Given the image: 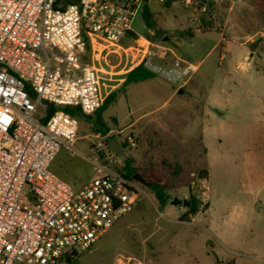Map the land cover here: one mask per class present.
<instances>
[{
    "label": "rangeland",
    "instance_id": "obj_1",
    "mask_svg": "<svg viewBox=\"0 0 264 264\" xmlns=\"http://www.w3.org/2000/svg\"><path fill=\"white\" fill-rule=\"evenodd\" d=\"M139 1L132 5L136 34L125 45L137 47L145 38L168 49L169 62L176 53L198 69L181 94L180 84L159 74L133 85L103 119L115 131L108 144L141 136L143 142L135 137L137 146L125 153L147 184L151 172L162 179L169 202L161 207L139 183L133 210L79 252L76 264H264V36L250 39L264 28V16L247 0H209L205 10L184 0L170 7L167 0ZM144 2L164 35L145 26ZM122 55H110L102 65L115 80L106 85L115 88L120 71L137 64ZM38 112L44 114L42 105ZM77 124L74 151L62 148L50 170L78 189L95 176L99 156L92 146L97 132L84 120ZM176 165L182 171L173 178ZM190 195L199 211L185 220L188 208L171 202Z\"/></svg>",
    "mask_w": 264,
    "mask_h": 264
},
{
    "label": "built area",
    "instance_id": "obj_2",
    "mask_svg": "<svg viewBox=\"0 0 264 264\" xmlns=\"http://www.w3.org/2000/svg\"><path fill=\"white\" fill-rule=\"evenodd\" d=\"M131 1L80 0L56 9L57 0H0V264H66L137 203L140 184L123 176V159L109 150L113 133L93 135L95 176L77 189L50 170L62 148L74 151L77 120L56 111L44 122L38 112L48 102L95 114L112 88L106 81H114L102 57L123 54L180 85L197 71L179 58L169 62V50L145 38L137 47L124 44L135 33L132 5L140 1ZM122 143L137 146L133 135Z\"/></svg>",
    "mask_w": 264,
    "mask_h": 264
},
{
    "label": "trees",
    "instance_id": "obj_3",
    "mask_svg": "<svg viewBox=\"0 0 264 264\" xmlns=\"http://www.w3.org/2000/svg\"><path fill=\"white\" fill-rule=\"evenodd\" d=\"M176 1L178 0H167L166 6L170 7ZM194 1H197L199 6L201 8H204L209 0H194ZM79 2L80 0H57L55 4V8L65 9L68 5L77 4ZM254 3L257 10L264 15V0H254ZM209 5L213 6L212 3H210ZM142 18L145 23V26L149 30L153 31L155 35L157 36L164 35V32L158 28L157 23L154 19V14L150 9V7L148 6L147 2H144L142 6ZM205 32H207V30L202 29V33ZM189 35L192 37L194 36V33L191 32ZM156 76H157L156 73L147 69L143 64L136 66L134 69H132L130 72L126 74L125 81L120 89L121 92L116 91L110 93L105 98L99 110H97V112L91 116H85L78 107H69V106L58 107L48 102H42V106L45 112L43 121L46 122L56 111H62L70 115L71 117L75 118L77 121L84 120L86 123L91 124L97 133H101L105 135L110 132V128L108 124L104 121L103 114L110 105H112L117 101L119 93H126L128 87L151 80ZM121 144L123 145L124 148H126V144L124 143ZM109 150L111 151L110 148ZM121 171L124 177L130 180H134L133 176L138 172V169L135 166V161L132 157H127L126 159H123V167ZM181 171H182V167L180 165H176L173 168L172 177L176 178ZM147 185L150 191L152 192V194L154 195L158 204L161 207H164L169 202V193L167 192V186L163 184L162 179L156 176L154 172H151V179ZM187 201L190 202V206L188 207L187 213L184 216L185 220L189 219L191 216H196L199 211V203L196 197L190 195ZM78 256L79 254L76 253L67 255L66 264H76V259Z\"/></svg>",
    "mask_w": 264,
    "mask_h": 264
},
{
    "label": "crops",
    "instance_id": "obj_4",
    "mask_svg": "<svg viewBox=\"0 0 264 264\" xmlns=\"http://www.w3.org/2000/svg\"><path fill=\"white\" fill-rule=\"evenodd\" d=\"M239 1V0H238ZM250 4H252L255 8H256V6H255V3H254V0H247ZM233 5H234V1L232 2V5L230 6V8L228 9V12H230L231 10H232V8H233ZM257 9V8H256ZM262 14V13H261ZM263 15V14H262ZM264 16V15H263ZM252 21V20H251ZM136 34V33H135ZM255 35H260L261 37L262 36H264V28L263 29H259V31H257L253 36H251L250 37V39H252V37H254ZM128 40H130L129 38L127 39V40H125L124 41V44H128L130 41H128ZM174 56H175V58H179V59H182V60H184V61H186L185 59H183V58H181V57H179L176 53H174L173 54ZM103 62V63H102ZM106 62H107V58H104V57H102L101 58V60H100V65L102 66L103 64H106ZM187 62V61H186ZM136 66H132V67H130L129 69H124L123 71H120V73H121V75H122V73H124V76L121 78V79H116V80H118L119 81V84L114 88L113 86H112V88H111V90L109 91L110 93L113 91V89H121V87H122V84L124 83V81H125V76H126V74L128 73V72H130L132 69H134ZM119 73V72H118ZM126 73V74H125ZM112 78V77H111ZM113 79V78H112ZM114 80V79H113ZM115 81V80H114ZM140 84V83H139ZM137 85V84H136ZM133 86V85H132ZM132 86H130V87H132ZM130 87H128L127 88V90H126V93H119V96H120V98H122V97H126L127 96V94H128V91H129V88ZM184 88H185V86H183V85H178L177 87H176V90H177V93L178 94H180L179 92L180 91H182V93H183V90H184ZM109 93V94H110ZM118 96V97H119ZM172 97H173V95H172ZM172 97H170V98H172ZM136 121H134L132 124H134ZM113 132H115L114 130H112V129H110V133L112 134ZM119 133V132H118ZM155 134L157 135V132H155ZM136 137V136H135ZM136 138H138L139 139V141H140V143L141 142H143V140H142V138H141V136H137ZM93 177H94V175H93ZM92 177V178H93ZM178 178V177H177ZM90 181V180H89ZM88 181V182H89ZM87 182V183H88ZM86 183V184H87ZM86 184H84V185H86ZM175 198H178V197H175ZM179 199V198H178ZM181 200V199H180Z\"/></svg>",
    "mask_w": 264,
    "mask_h": 264
},
{
    "label": "water",
    "instance_id": "obj_5",
    "mask_svg": "<svg viewBox=\"0 0 264 264\" xmlns=\"http://www.w3.org/2000/svg\"><path fill=\"white\" fill-rule=\"evenodd\" d=\"M180 94L182 93V91L179 92ZM110 149L118 156L122 157L123 159L127 158V155L125 153V148L123 147L122 144L118 143L116 140H113L110 142L109 144ZM133 179L135 181H137L138 183L142 184V185H147V182L145 181V179L139 174L136 173L133 176ZM172 205H182L186 208H188L190 206V202L187 200H180L178 198H174L172 200Z\"/></svg>",
    "mask_w": 264,
    "mask_h": 264
}]
</instances>
